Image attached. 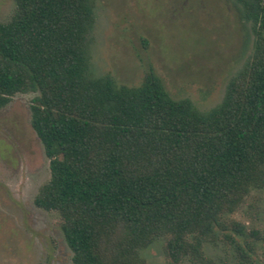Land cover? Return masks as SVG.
<instances>
[{
    "label": "trees",
    "instance_id": "1",
    "mask_svg": "<svg viewBox=\"0 0 264 264\" xmlns=\"http://www.w3.org/2000/svg\"><path fill=\"white\" fill-rule=\"evenodd\" d=\"M233 1L253 50L207 111L153 67L138 86L93 75L96 0H14L0 22V108L33 94L50 170L34 203L59 215L73 264H149L156 239L172 264H214L221 237L251 258L259 231L230 215L264 188V0Z\"/></svg>",
    "mask_w": 264,
    "mask_h": 264
},
{
    "label": "rangeland",
    "instance_id": "2",
    "mask_svg": "<svg viewBox=\"0 0 264 264\" xmlns=\"http://www.w3.org/2000/svg\"><path fill=\"white\" fill-rule=\"evenodd\" d=\"M14 11V0H0V22ZM94 14L93 75L111 74L119 84L138 86L153 67L172 97L190 98L202 111L221 102L253 50L250 26L233 0H96ZM32 97L18 94L0 108V264H73L59 215L34 203L50 170L30 124ZM230 218L259 231L258 238L246 237L251 258L242 259L222 237L206 243L207 255L214 264H264V188ZM140 253L149 264H172L163 239Z\"/></svg>",
    "mask_w": 264,
    "mask_h": 264
}]
</instances>
